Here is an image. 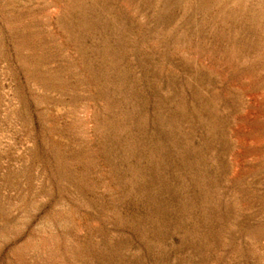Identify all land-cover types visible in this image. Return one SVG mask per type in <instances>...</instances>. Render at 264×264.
Masks as SVG:
<instances>
[{"label":"rangeland","instance_id":"374dc122","mask_svg":"<svg viewBox=\"0 0 264 264\" xmlns=\"http://www.w3.org/2000/svg\"><path fill=\"white\" fill-rule=\"evenodd\" d=\"M0 264H264V0H0Z\"/></svg>","mask_w":264,"mask_h":264}]
</instances>
